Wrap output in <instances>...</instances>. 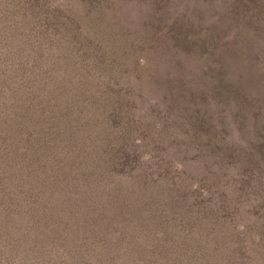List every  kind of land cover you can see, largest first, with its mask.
<instances>
[{"label": "trees", "instance_id": "trees-1", "mask_svg": "<svg viewBox=\"0 0 264 264\" xmlns=\"http://www.w3.org/2000/svg\"><path fill=\"white\" fill-rule=\"evenodd\" d=\"M217 3L0 0L55 132L0 264H264L262 109L220 58Z\"/></svg>", "mask_w": 264, "mask_h": 264}, {"label": "rangeland", "instance_id": "rangeland-1", "mask_svg": "<svg viewBox=\"0 0 264 264\" xmlns=\"http://www.w3.org/2000/svg\"><path fill=\"white\" fill-rule=\"evenodd\" d=\"M231 1L218 0L214 9L218 8L215 11L213 9L212 18H215V15L219 18L217 29L225 28V31L220 30L222 41L218 44V49L220 58H223L232 70L236 67L240 71V78L252 87L255 85L258 91L255 103L262 109L261 119H251L252 126H257L260 125L259 121L264 122V0H248L247 9L244 10L247 16L242 20H239L242 9L230 6ZM7 39L5 30L0 28V200L4 202L0 203V243L8 241L6 235L10 229L7 230L5 226L10 217L15 215L13 211L17 208L18 214H21L28 206L24 200L28 197L29 190L38 192L35 191L36 185L30 174L35 173V177L39 179L42 169L34 170L32 162H37L39 155L44 157L45 162L53 158L48 147L37 153L36 145H50L51 140L46 135L55 133L54 127H42L41 115L32 110L38 103L39 93L42 97L38 84L40 81L42 86L41 76L35 81L31 77L30 69H12L14 66L8 62L9 56L13 54L10 48L12 40ZM5 47L10 49L9 54L4 51ZM58 78L61 79L60 74ZM30 100L33 102H29ZM169 100L168 98L166 102ZM14 188L21 190H13ZM33 191L30 194H33ZM10 201L11 205L7 203ZM12 219L17 220L15 217ZM61 223L67 224V221ZM172 234L170 230L168 236ZM50 239L42 240L51 258ZM12 252L14 254L15 250ZM21 253L25 254L20 251L17 255Z\"/></svg>", "mask_w": 264, "mask_h": 264}]
</instances>
